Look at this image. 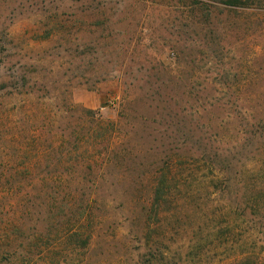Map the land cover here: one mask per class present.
I'll return each mask as SVG.
<instances>
[{"label": "rangeland", "instance_id": "1", "mask_svg": "<svg viewBox=\"0 0 264 264\" xmlns=\"http://www.w3.org/2000/svg\"><path fill=\"white\" fill-rule=\"evenodd\" d=\"M0 264H264V0H0Z\"/></svg>", "mask_w": 264, "mask_h": 264}, {"label": "trees", "instance_id": "2", "mask_svg": "<svg viewBox=\"0 0 264 264\" xmlns=\"http://www.w3.org/2000/svg\"><path fill=\"white\" fill-rule=\"evenodd\" d=\"M222 4L224 5H231V6H238V5H244V3L247 2V4H251L252 0H219ZM199 4H202L201 2H198ZM206 10V15H209L210 10L207 7H211L210 5L207 4H203ZM166 180H164V178H160L159 184L156 188L155 191V195H156V199H158V197H162V188H164L166 186ZM88 244V242H84L83 247H85Z\"/></svg>", "mask_w": 264, "mask_h": 264}]
</instances>
